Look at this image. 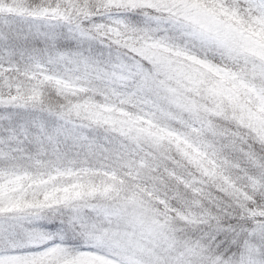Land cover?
Here are the masks:
<instances>
[{
    "label": "clouds",
    "instance_id": "obj_1",
    "mask_svg": "<svg viewBox=\"0 0 264 264\" xmlns=\"http://www.w3.org/2000/svg\"><path fill=\"white\" fill-rule=\"evenodd\" d=\"M169 9L159 14L167 31L154 33L162 46L153 56L113 45L109 51L144 68L123 90L132 102L120 103L118 120L128 129L123 139L139 141L153 155L156 175L163 177L160 188H150L151 195L140 194L141 203L120 227L139 234L141 228L132 223L138 218L180 238L190 234L179 217L193 201L203 211L212 209L210 197L233 202L224 177L247 189L249 175H264L250 159L264 164V130L254 123L264 120L257 108L264 99V57L248 50L257 34L264 35V23L248 11L247 0H170ZM169 186L186 200L169 197L163 191ZM196 189L202 195L194 196ZM257 206L264 208V194L242 205Z\"/></svg>",
    "mask_w": 264,
    "mask_h": 264
},
{
    "label": "rangeland",
    "instance_id": "obj_2",
    "mask_svg": "<svg viewBox=\"0 0 264 264\" xmlns=\"http://www.w3.org/2000/svg\"><path fill=\"white\" fill-rule=\"evenodd\" d=\"M106 2L121 7H144L157 12L170 11V0H106ZM14 3L5 4L3 0H0V14H2L0 15V40L5 38L2 31L6 29L7 32L6 27L15 26L13 29L19 34L22 33L17 26L20 24V18H23V16L33 18L38 20L35 30L37 29L43 34L39 37L40 40L42 39V43L36 47L32 44L30 48L33 49L34 57L43 53L48 59L34 58V64L31 63L29 66L27 63L26 70H23L16 67L15 63L1 66V64L8 61L9 53L12 54L9 51L12 48L8 52L4 50V53L0 54V213H19L32 217L55 215L62 216L68 221L75 220L77 224L85 221L90 225L111 226L113 231L117 233L118 240H122L125 244H132L137 255L143 256L138 264H149V258L157 252L167 255L168 250L173 248V245L185 244L189 241L195 243L196 241L193 239H187L185 242L177 238L174 233L157 232L150 228L141 229L139 234L122 229L120 222L128 217L131 209L138 207L141 203L139 199L129 200L127 186L131 180L122 176L116 181L110 180V177L106 176H103V178L95 177L93 175L95 171L104 170L107 166L104 157H98V154L91 155L93 158L92 162L89 163L90 169L86 171L82 166L85 163V151L72 150V148L90 149V147H94L96 141L90 137V140H88L84 135L85 130L87 135L90 132L88 127L91 124L94 126L100 125L101 128L105 127L119 133H126L128 130L126 124L122 120H118L119 114L103 113L93 104L95 97L89 95L92 93L103 94V92H96V90H107L98 83V80H96L97 85L91 84L88 88L89 92L86 93L85 91L75 92L72 88V91L70 90L71 95H63V102L56 100L54 96L56 90L48 85L44 87L45 82L42 85L43 88L42 86L34 88L33 85H27L24 95L21 97L19 95L20 98H16L14 92L8 89L6 86L7 81L15 85V80L18 79L33 80L29 72L31 69H35V79H37L39 76L37 71H47L52 66L50 61L60 67H66L62 76L70 82L85 83L83 79H78L80 77L75 78L74 73L70 72L74 70L72 69L73 62L77 61L76 64H81V61L86 62V58H91V63L98 61L94 57V54L98 52L97 45L94 48V43L87 41V52L82 53L80 48L85 46V36L81 37L80 35L78 37L66 31L65 28H61V24L67 16L54 14V12H49V9L45 10L43 8H37L34 10V14L30 12L24 14L21 12L20 6ZM79 4L76 3L70 7H76ZM14 9H17V12L19 10V13L10 15L12 19L6 20V14L3 11H11L10 13H12ZM55 25L57 27H54ZM142 30L139 27L129 26L124 28L122 32L117 30V32L108 35L109 39L105 41L113 46L130 45V49L140 52L141 55L151 57L154 55L155 47L142 43L140 34ZM11 35V38L16 39L15 41L19 40V37L15 34ZM59 35L67 42L71 38L72 41L75 40V52L68 43L55 46L48 41L49 39L56 40ZM21 37L27 40L24 36ZM257 37V39L251 41L249 49L264 57V35L257 34ZM136 42L143 46L135 47ZM108 43L106 44L109 48ZM4 46L5 43L0 41V48ZM30 56L33 57L31 54ZM104 61L101 72L103 77H110L111 79L124 78L122 73L116 71L118 64L108 65V61ZM55 71L58 70L55 69ZM76 96H81L84 99H76ZM88 98L90 100H87ZM16 104H19L18 107ZM23 105L26 106L25 110L22 109ZM51 107L53 108L51 109ZM257 108L259 111H264V105L260 104ZM50 110L57 113L50 112ZM53 117L56 122L61 121L56 127L46 124V121ZM254 123L258 126V130H264V120L255 118ZM50 127L57 128L59 133H56L57 131L51 132ZM46 130H49V132ZM66 130L70 133L69 135ZM48 137L52 138L47 139ZM126 144L128 143L126 142ZM110 154L112 153L110 152ZM77 163L80 164V167H77ZM256 163L259 164L258 161ZM59 173L63 175H59L57 179L56 176ZM247 179L248 187L245 189L237 187L231 180L225 178L226 183L233 190V198H236L240 205L246 202L255 203L257 197L264 194V182L259 179L258 175H249ZM114 186L118 187L114 188ZM139 193L141 194V192ZM244 208L248 213L255 212L256 214H260L264 210L259 206ZM189 217V215L185 217V214H182L179 219L184 225L188 226L190 232V228H193L194 223L189 220ZM76 231L78 234L82 230ZM187 235L185 234V236ZM188 237L197 239L192 233ZM84 238L85 242H89L87 236H84ZM149 239L153 243L148 244ZM67 264L119 263L106 261L94 253L82 252L79 256L68 261Z\"/></svg>",
    "mask_w": 264,
    "mask_h": 264
},
{
    "label": "snow or ice",
    "instance_id": "obj_3",
    "mask_svg": "<svg viewBox=\"0 0 264 264\" xmlns=\"http://www.w3.org/2000/svg\"><path fill=\"white\" fill-rule=\"evenodd\" d=\"M250 13L258 22L264 23V0H247ZM141 9L127 12L132 21L141 19ZM103 20L104 17H93ZM148 23L160 24L157 16L143 17ZM250 51V49H248ZM117 70L143 73L141 64L130 65L120 60ZM148 79L142 82L147 86ZM257 168L254 157H250ZM264 182V175L259 176ZM257 197V201H258ZM235 215L220 214L215 226H201L192 233L196 242L173 245L168 254L157 252L149 258V264H264V210L260 214L248 213L244 207L233 208ZM133 225L141 229L155 230L156 225H146L138 218ZM76 230L80 231L77 235ZM87 236L89 243L81 244ZM75 237V238H73ZM83 251L97 252L109 256L119 264H138V256L132 244L117 239L111 226L79 224L58 216H25L19 213H0V264H67ZM163 257V258H161Z\"/></svg>",
    "mask_w": 264,
    "mask_h": 264
},
{
    "label": "trees",
    "instance_id": "obj_4",
    "mask_svg": "<svg viewBox=\"0 0 264 264\" xmlns=\"http://www.w3.org/2000/svg\"><path fill=\"white\" fill-rule=\"evenodd\" d=\"M5 4H16L19 5L21 8V12L24 14H27L26 12H30L31 14H34V10L38 9H49V12H54V14H60L67 16L66 20L62 22L63 27L65 28L66 25H80L83 28H85L88 32L89 35L93 36V38H98L99 35L106 40L108 39L107 32H112L114 29L120 30V26L122 24H127L129 23L128 21V16L126 15L127 11H118V9H114V5H110L106 2V0H54V1H47V0H3ZM76 3H80L76 7H70ZM89 5L92 7L89 8ZM36 6L33 10L32 8ZM141 9L142 11L139 13V16L144 17L145 15H142L144 12H148L149 16L153 15L156 16L157 13L154 10L144 8V7H137V8H131L132 11ZM130 12V10H128ZM11 11H3L4 14H6V20L9 21V19H12L10 15H16L19 13V10L17 12V9H14L12 13ZM17 12V13H16ZM2 15V14H0ZM104 17L103 20H95L96 22L94 24H89L88 21L93 20V17ZM10 17V18H9ZM58 19L57 17H54ZM59 20V19H58ZM38 20H34L33 18L30 17H24L20 18L19 20V25L18 28L22 31V33L17 34L13 27L15 26H9L6 29H4L2 32L5 36L3 41L5 43V46L0 48V54L4 53V50L12 52V54L9 53V59L6 63L1 64V66H6L12 63H15V66L26 70V65L27 63L34 64V58L35 59H48L46 55L39 54L34 57L33 49L30 48V45H34L35 47L39 44L42 43V39L40 40L39 37L42 36L41 32H38L35 30L36 22ZM146 21V20H144ZM74 26V27H77ZM161 27H163L160 24L156 23H149V28L157 32H161ZM106 32V33H104ZM11 34H15V36L19 37V40L15 41L16 39L11 38ZM21 36H24V40ZM17 37V38H18ZM88 35L85 34V38H87ZM50 43L52 39L48 40ZM71 43V41H70ZM52 44V43H51ZM30 54L33 56L31 57ZM31 59V60H30ZM51 64V61H50ZM52 65V64H51ZM30 75H32L33 80H15L16 84L14 85L10 81L6 82V86L11 92H14V96L16 98H20L21 96L24 95L25 92V87L27 85H33L34 88H39L41 87L44 82L46 87L47 85L52 87L54 90H56V93L54 94L56 100L62 101L63 102V95H69L70 91L68 89L69 86H71V83H69V80H66L62 76H59L57 74L53 73H45V72H40L41 75L38 76L37 79L36 73L34 71L29 70ZM21 75V74H20ZM19 75V76H20ZM13 84V85H12ZM43 88V86H42ZM20 95V97H19ZM71 95V94H70ZM96 95V94H95ZM94 99V105L96 108H98L100 111L104 113H117L119 116L122 115V111L119 108V104H117L116 100L115 103H112L113 99L111 97H104V96H96ZM108 101V105L106 102ZM123 103H131L127 101L126 99H122ZM261 105H264L263 99L261 100ZM259 104V105H260ZM19 104H16L18 107ZM25 105H23L22 109L25 110ZM258 107V105H257ZM53 107H51L52 109ZM57 113L54 110H50V112ZM100 127V126H99ZM92 128V127H88ZM97 128V127H95ZM124 135L126 133H123ZM97 135L102 139L105 140L106 143H111V144H116L118 145H123L126 143V141L123 139L124 136L103 129V128H98V133ZM124 143H121V142ZM132 146L131 150L126 151L125 149H117L116 154L114 157H108L106 160L108 161L110 167L105 169L103 172L107 176H114L113 173V166L117 165L119 168H123L122 171L125 172V169L129 166L130 168V177H131V183L128 184L127 190L130 189H135L134 191L140 190L141 193H147L149 195L152 194L150 191V188L158 189L161 186L163 177L162 176H157L156 172L158 171L156 164L153 163V155H150L148 152L144 151L143 146L139 143V141L133 142L130 144ZM120 158H125L128 159L130 162H119L118 160ZM116 159V160H115ZM134 159V160H133ZM85 164H82L84 166L86 171H89V163L92 162V160H88L85 158ZM61 174V173H59ZM226 177H224L225 179ZM181 183H186L183 181V178H180ZM187 186V185H186ZM190 187V186H189ZM164 192L167 193L169 197H171L174 201H180L184 202L186 200V197L183 192L179 191L178 189H172L171 186L164 188ZM194 196L197 195H202L200 193L199 189H196L193 192ZM212 201V209L208 211H203V210H198L200 208L199 201H193L190 206H187L185 210L182 212V214H185V217L189 215V220L193 221V228H190L189 233H194L198 228L201 226H207V225H212L215 226L218 223V219H222L223 216L220 215L218 217V213L223 214V213H228L229 215H235L234 212L231 210L233 208H240L242 205H240L237 202L236 198H233V202L231 204L224 203L221 204L218 201V198H209ZM163 202V201H162ZM214 209V210H213ZM248 212V211H247ZM175 214V213H173ZM181 214V215H182ZM180 218V217H179ZM187 236H183L181 238L185 239V242L187 239H193L196 241L194 237L190 238Z\"/></svg>",
    "mask_w": 264,
    "mask_h": 264
}]
</instances>
